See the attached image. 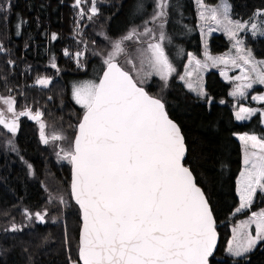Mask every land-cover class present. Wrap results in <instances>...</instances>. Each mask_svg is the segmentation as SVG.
Instances as JSON below:
<instances>
[{
  "label": "trees",
  "instance_id": "1",
  "mask_svg": "<svg viewBox=\"0 0 264 264\" xmlns=\"http://www.w3.org/2000/svg\"><path fill=\"white\" fill-rule=\"evenodd\" d=\"M229 1L235 19L248 20L264 11V0ZM92 2L81 0L77 7L76 0H0L9 7L0 12V96L14 99L17 112L42 114L49 137L45 144L40 123L29 116L19 118L16 134L0 125V264H81V212L71 194L72 165L60 154L76 135L84 111L74 99L73 86L83 80L98 82L112 42L142 27L158 11V0H95L98 14L91 15ZM167 3L164 31L171 42L166 39L164 46L176 72L167 81L141 73V86L162 100L184 136L185 164L209 201L220 238L210 264H264V242L245 258L226 253L243 165L236 134L264 137L261 115L236 120L232 85L218 71L206 74L205 99L186 89L180 76L188 54L199 55L202 48L195 5L193 0ZM248 41L256 56L264 58V38ZM209 45L214 53L230 48L223 35L212 36ZM118 59L125 69L131 65ZM40 78L51 84L39 85ZM52 134L66 139L54 142ZM263 205L264 194L258 193L249 213ZM37 212L47 213L46 222L36 219ZM13 226L18 230L12 231Z\"/></svg>",
  "mask_w": 264,
  "mask_h": 264
},
{
  "label": "snow or ice",
  "instance_id": "2",
  "mask_svg": "<svg viewBox=\"0 0 264 264\" xmlns=\"http://www.w3.org/2000/svg\"><path fill=\"white\" fill-rule=\"evenodd\" d=\"M197 3L201 7L200 19L205 24L215 22L235 41V56H206L213 67L223 64L239 68L241 74L234 78L239 83L232 95L244 98L253 85H264V61H257L238 37L249 25L232 20L227 4L208 8L203 0ZM80 4L81 0H76V6ZM167 8V0H158V11L150 22L153 27H145L143 32L133 29L112 42L113 50L104 60L106 69L99 81L74 87V99L84 111L76 135L68 149L61 147L60 154L73 169L71 194L82 213L79 256L83 264H210L216 248L212 209L185 164L187 149L181 129L169 118L162 100L141 86V73L143 78L156 75L167 81L176 72L164 46L166 39L171 42L164 31ZM8 10V5H0V12ZM90 12L98 14L95 0ZM251 29L256 32L258 26L252 23ZM259 34L264 35V25ZM52 38L56 39L55 34ZM126 41L145 46L129 50ZM119 57L138 69L135 77L121 65ZM192 63L195 67L186 76L209 66L195 56ZM37 82L43 87L51 84L49 78ZM187 83L190 90L203 95L199 77L195 83ZM0 99L7 105L6 112L12 114L9 119L0 110V125L9 133L15 134L21 116H29L40 123L43 142H49L42 114L17 112L14 99ZM252 99L264 104V94ZM254 115L255 109L241 108L236 118ZM50 139L55 142L66 138L52 134ZM239 139L245 147V169L240 176L241 203L237 212L251 208L257 191L264 194V137L241 135ZM46 215L35 213L41 223L46 222ZM11 230L18 229L13 226ZM233 231L228 252L233 257H244L264 241V211L253 213L249 221Z\"/></svg>",
  "mask_w": 264,
  "mask_h": 264
},
{
  "label": "rangeland",
  "instance_id": "3",
  "mask_svg": "<svg viewBox=\"0 0 264 264\" xmlns=\"http://www.w3.org/2000/svg\"><path fill=\"white\" fill-rule=\"evenodd\" d=\"M193 2H194V5H195L197 20H198V30H199V33H200V36H201L202 48H201V53L199 55H196L194 53H189L188 54L187 61H186L185 66L183 68L182 74L180 76V81H181V83H183V85L186 87V89H188L189 87H188L187 81H192V82L195 83L197 81V77H199L200 90L203 92V95H198L197 92L192 91L190 89H188V90L191 93H193L194 95L199 96V97L202 96L201 98L205 99L207 97V95H209L207 90H206L205 77H206V74L209 71L214 70V71H218L220 73V75L223 78V80L227 81L228 83H230L232 85V88H231V91H230L232 93L233 91H235V89L237 87V84L239 83V81H236L234 79L236 76L241 74L239 68H233L231 65L225 66L223 64H220L218 66L213 67V66H211V61H209L207 59L206 53L211 55V56H213V57L228 56V55L235 56L236 55V49L233 47V44L235 43V41L234 40H230L228 35H227V33L223 30V28L220 27V26H217L215 24V22H209L208 24H205L204 21H202L200 19V11H201L200 4L197 3V0H193ZM203 3L208 8H222L225 4H227L229 6V8H230V18L232 20L240 21V22H243V23L249 25V27L245 31H241L240 33H238V37L244 41V45L246 46L247 49L251 50L253 56L256 58L257 61H264V58H260V57L256 56L253 48L251 47V45L249 44V41H248L249 39L252 40V39H258V38H264V35H260L259 34L260 26L264 25V11H261V10L257 11V13L252 18H250L248 20H239V19H235L232 16L231 3H230L229 0H218V2L216 4H208L205 1H203ZM152 18L153 17H151L142 27H138L137 30L140 31V32H143L145 27H153L152 23H150ZM252 23H255L258 26V29H257L256 32H253L252 29H251V24ZM209 29H213V30L209 32ZM214 35H223V36H225L227 38V40L230 42V48L227 51L223 52V53H214V52H212V50L210 49L209 41L212 38V36H214ZM148 39H149L148 37H141V40H144V41H147ZM125 43L128 46V48L132 47V46H134L136 48H141V47L145 46L143 44H139V43H136L134 41H126ZM112 50H113V46H111L110 51H112ZM193 56H195L196 59L200 60L202 64H208L209 66L207 68L199 69L192 76H186L185 75L186 72L191 71L195 67V65L192 63V57ZM128 69L133 71V72H135V73H137V71H138V69H133L131 65L128 67ZM225 73L227 74V77L225 76ZM87 81H89V80H83V81H79V82L75 83L74 86H73V91H74V87L75 86H77V85H79L81 83L87 82ZM259 87L261 88V90H258ZM252 90H254V91L251 94H248L247 96H245V98L242 101L238 100V99L233 100L235 118H236V114L238 112V109L243 107L242 105L245 104L244 103L245 99H249L250 101H252V100L256 101V100L252 99V97L254 95L264 94V85L255 84V85H253ZM0 98H9V97L0 96ZM256 102L260 106V109L264 110V104H261L258 101H256ZM14 107H15V105H14ZM6 109H7V105H4L3 104V100L0 99V110H4L6 116L9 119H11L12 114L6 112ZM250 118L242 119V120H238L236 118V120L238 122H247V121H249ZM18 128H19V122H18L17 131L15 132V134L18 132ZM241 135H248V136H253V135L243 134V133L236 134V138L238 139V141L240 142V144L242 146V153H243V162H242L243 165H242V170H241V173H242L244 171V169H245V165H244L245 147H244V143L239 139V137ZM241 173H240L239 178L237 180V195H238V198H239V205L237 206V208H239L240 203H241L240 195H239ZM258 193H260V192L257 191L256 196H257ZM236 209H235V211L232 214V219H233V221L231 223L232 237H231L230 241L228 242V244L226 246V253H227V256H229V257H232L234 259H241V258H245L247 255H249L252 252H254L257 249V247L264 241H261L260 243H258L251 252L246 254V256H244V257H233L228 252V248L232 244L233 237L235 235L233 230L235 228H238L241 223L249 221L251 219V216H252L253 213H258V212L264 211V205L262 207L258 208L257 210H254L253 213H249V209H246V210H243V211H239V212H237ZM252 231H253V234H254L255 233V225H252Z\"/></svg>",
  "mask_w": 264,
  "mask_h": 264
},
{
  "label": "crops",
  "instance_id": "4",
  "mask_svg": "<svg viewBox=\"0 0 264 264\" xmlns=\"http://www.w3.org/2000/svg\"><path fill=\"white\" fill-rule=\"evenodd\" d=\"M188 88V87H187ZM189 89V88H188ZM258 90H261V88L259 87L258 88ZM254 90H252V89H249V90H246V96L248 95V94H251L252 92H253ZM230 96H231V99H233V100H235V99H238V100H243L244 98H241V97H238V96H236V97H234L233 95H232V93L230 92ZM202 97V96H201ZM244 103L245 104H243L242 106L243 107H241V108H251V109H255L256 110V114H260L261 115V119H262V124H263V126H264V110H261L260 109V106L257 104V102L256 101H250L249 99H245L244 100ZM241 108H239L238 109V111L241 109Z\"/></svg>",
  "mask_w": 264,
  "mask_h": 264
},
{
  "label": "water",
  "instance_id": "5",
  "mask_svg": "<svg viewBox=\"0 0 264 264\" xmlns=\"http://www.w3.org/2000/svg\"><path fill=\"white\" fill-rule=\"evenodd\" d=\"M106 69V68H105ZM165 110H166V108H165ZM166 112H167V110H166ZM168 114V113H167ZM168 116H169V114H168ZM169 118H170V116H169ZM171 119V118H170ZM172 120V119H171ZM176 123V122H175ZM177 124V123H176ZM180 128V127H179ZM182 133V132H181ZM184 142H185V140H184ZM186 145V144H185ZM186 149H187V147H186ZM186 156H187V151H186V155H185V159H186ZM194 176V175H193ZM195 178V177H194ZM72 179H73V169H72ZM195 182H196V179H195ZM71 183H72V180H71ZM197 183V182H196ZM198 185V184H197ZM72 198H73V200H74V197L72 196ZM74 202H75V200H74ZM78 206V205H77ZM79 207V206H78ZM211 207V206H210ZM80 212H81V210H80ZM213 213V212H212ZM213 218H214V215H213ZM215 220V219H214ZM81 221H82V213H81ZM83 223V222H82ZM215 224H216V222H215ZM216 233H217V241H216V248H215V250H214V252H213V255H212V257L214 256V254L216 253V251H217V249H218V246H219V243H220V238H219V235H218V232H217V230H216ZM81 235H82V228H81V233H80V242H81ZM211 258V257H210ZM209 258V259H210ZM80 262H81V264H83V262H82V260H81V258H80Z\"/></svg>",
  "mask_w": 264,
  "mask_h": 264
}]
</instances>
